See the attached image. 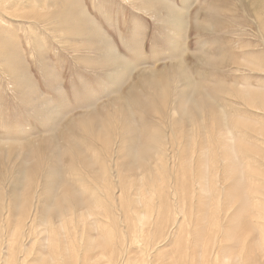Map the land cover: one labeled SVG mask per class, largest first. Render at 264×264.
<instances>
[{
  "label": "rangeland",
  "instance_id": "obj_1",
  "mask_svg": "<svg viewBox=\"0 0 264 264\" xmlns=\"http://www.w3.org/2000/svg\"><path fill=\"white\" fill-rule=\"evenodd\" d=\"M13 1L0 0V146H13L1 148L0 153L16 156L29 145L46 142L56 150V160L65 150L64 161L71 156L82 170L86 168L78 156L105 161L109 173L92 176L93 186L106 181L114 199L111 213L124 230L119 236L124 243L134 241L129 264L141 260L151 264L154 256L164 257L183 241L189 243L190 252L194 233H201V226L195 223L203 217L204 112L199 107L185 114V108L212 95L215 88L222 89L226 119L233 131L245 134L240 139L258 149L248 153L240 146L241 154L223 166L231 174L233 169L245 173L238 182L248 195L257 197L254 182L264 181V0ZM37 5L38 11L49 14H54V5L61 11L71 10L67 21L84 12L83 25H91L92 34L63 32L56 18L47 23L18 16L23 9ZM112 46L122 60L110 66L104 60L114 54ZM9 53L12 63L6 61ZM172 63L176 72L169 74L165 91L155 100L153 90L142 85L140 76L160 73ZM184 83H190L186 102L173 111ZM134 84L142 89L140 97H125ZM88 97L92 100H86ZM113 101L126 106L102 112V106ZM148 137L160 142L154 144L156 152L146 170L134 168ZM40 153L51 155L44 148ZM116 167L118 175H123H111ZM41 170L44 168L38 172ZM158 177L164 181L158 182L165 190L164 202L171 206L163 236L155 232L153 217L145 225V219L132 224L135 210L149 215L160 206L159 184L154 182ZM31 179L32 184L26 181L21 192L30 184L33 194L41 179L35 175ZM87 219L74 221L73 234L83 229ZM107 223L108 230L115 233V224L109 219ZM113 233L105 256H101L102 247L94 248L95 262L110 264L112 258L121 257L125 246ZM145 249H149L147 254ZM204 249L193 245L196 256ZM188 252L185 264H190L192 252ZM70 255L76 252L72 250ZM256 258L264 260V255Z\"/></svg>",
  "mask_w": 264,
  "mask_h": 264
},
{
  "label": "bare ground",
  "instance_id": "obj_2",
  "mask_svg": "<svg viewBox=\"0 0 264 264\" xmlns=\"http://www.w3.org/2000/svg\"><path fill=\"white\" fill-rule=\"evenodd\" d=\"M9 1L14 2L3 0L6 4ZM38 7L40 5L30 9L25 8L26 10L23 9L24 11L18 16L44 20L47 23L53 22L56 18V23L63 32L77 36L92 34L93 27L83 25L84 12L80 13L78 19H69V22L67 20L71 10L61 11L60 7L54 5V14H49L48 11H38ZM66 21L68 25L64 28ZM111 49L114 54L104 60L105 63L108 61L110 66L122 60V56L113 46ZM6 61L13 62L12 53L6 55ZM184 62L182 59L181 65ZM174 68L172 63L160 73L153 71L150 75L140 76L142 85L148 90H153L152 95L155 100L165 91V85L168 83L165 80L170 77L169 74L176 72ZM189 85L190 83H184L178 91V101L173 105V111L184 106L185 90ZM214 90L212 95L202 97L198 102L189 103L185 108V114L192 113L199 107L204 112L203 147L206 179L201 184L204 192V197H201L203 217L201 221L195 223L201 226L199 229L201 233L198 231L194 233L191 244L197 243L205 249L196 256L193 245L192 250L188 252L189 243L183 241V244L175 250H169V254L164 257L154 256L151 264H185L184 258L187 252L188 254L192 252L189 255L190 264H264V260L256 258L264 255V198L262 197L264 181L254 182L257 197H253L248 195L238 182L245 178V173L238 174L236 169H233L231 174L228 168L223 166L225 162L241 154L240 146L248 153L258 149L246 143V140L240 139L246 138L245 134L233 131L226 119L228 110L220 96L222 89ZM141 91L142 89L134 84L125 97L139 98ZM90 98L86 100H92ZM119 106L124 107L126 104L117 101L108 102L102 106V112ZM242 124L250 128L247 121L243 120ZM157 142L160 143L155 137L147 138L148 145L139 153L134 168L147 169V161L156 152L154 144ZM6 147L13 148L6 145L0 146V150ZM42 148L51 155H42L40 153ZM126 150L127 147L124 146L122 151L126 152ZM55 153L56 150L46 142H39L37 147L29 145L16 156H5V152L0 153V264H99L95 262L97 255L93 251L99 246L103 249L101 256L107 254L109 249L107 244L111 241L113 233L108 230V219L116 226V232L113 234L117 235L125 246L121 257L115 261L112 258L110 264L132 263L129 251L133 248L134 241L124 243L123 238L119 236L124 230L117 226L111 213L114 199L109 193L106 181H103L102 185L93 186L95 180L92 176L98 177L100 174L109 173L106 162L100 159L88 161L83 156H78L80 163L86 168L82 170L73 157L68 156V161H64L67 156L65 150L58 154L60 160L53 157ZM39 168L44 170L38 172ZM118 169L119 167H116V173L111 175L116 177L123 175V173L118 175ZM140 169L136 171L141 172ZM223 171H226V175L221 176ZM34 175L41 179V182L35 185L33 194H30V184L33 181L31 178ZM84 175L90 178L85 180ZM26 181L30 184L26 186L24 192H21ZM154 182L164 183L161 177L154 179ZM73 188L81 194L75 192ZM156 191L160 194V206L153 209L149 215L135 210V221L132 224L139 225L145 219L143 224L145 225L146 220L153 217L154 230L162 235L171 214L169 211L171 206L164 202L165 190L160 189V184ZM80 209L85 213H81ZM96 218L100 221L97 222ZM84 219L87 220L83 229L80 227L78 233L73 234L77 224L74 221ZM72 250L76 255L69 256ZM148 251L149 249H145V254ZM202 255L203 259L200 260ZM11 259L14 261L11 262ZM146 263L147 260L137 262V264Z\"/></svg>",
  "mask_w": 264,
  "mask_h": 264
}]
</instances>
